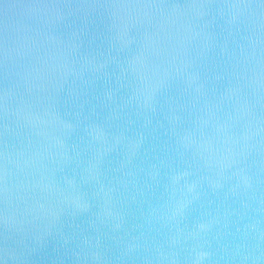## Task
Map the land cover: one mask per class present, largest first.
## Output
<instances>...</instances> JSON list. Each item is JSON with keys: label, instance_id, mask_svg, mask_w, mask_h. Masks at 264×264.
I'll return each instance as SVG.
<instances>
[{"label": "water", "instance_id": "water-1", "mask_svg": "<svg viewBox=\"0 0 264 264\" xmlns=\"http://www.w3.org/2000/svg\"><path fill=\"white\" fill-rule=\"evenodd\" d=\"M0 264H264V0H0Z\"/></svg>", "mask_w": 264, "mask_h": 264}]
</instances>
